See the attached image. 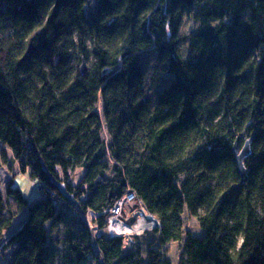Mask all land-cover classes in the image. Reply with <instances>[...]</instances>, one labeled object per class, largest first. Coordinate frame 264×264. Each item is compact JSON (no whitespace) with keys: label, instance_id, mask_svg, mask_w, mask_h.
<instances>
[{"label":"trees","instance_id":"16d2710c","mask_svg":"<svg viewBox=\"0 0 264 264\" xmlns=\"http://www.w3.org/2000/svg\"><path fill=\"white\" fill-rule=\"evenodd\" d=\"M143 52L171 78L154 102ZM8 150L44 187L33 202L12 177L0 190V261L171 264L179 243L177 264H264V0H0V170ZM127 190L159 224L144 254L105 233Z\"/></svg>","mask_w":264,"mask_h":264},{"label":"rangeland","instance_id":"374dc122","mask_svg":"<svg viewBox=\"0 0 264 264\" xmlns=\"http://www.w3.org/2000/svg\"><path fill=\"white\" fill-rule=\"evenodd\" d=\"M195 27H196V23L193 20H191L190 17L186 16L182 20V24L180 26L179 32L181 35L187 36L195 29ZM187 47H188L187 44L180 45V52L184 57L187 54ZM139 58L143 71L146 76V84H145L146 96L151 102H154L157 95H159L161 91L164 90L166 86L169 84L171 78L163 73H156L154 75L155 57L154 54H152L151 52H143L139 55ZM87 65H88L87 62L81 64V66H83L84 68H86ZM103 138H105V135H103ZM10 154L11 153L9 152V155ZM11 169H8L5 166L2 170H0L1 183L3 182L7 183L8 179L12 177L13 183L11 186L13 188L20 190V192L24 194V196L27 198L28 202H33L36 199H39L40 194L37 192V190L33 193L34 194L33 197L29 196V193L31 194V179L29 177V170L26 168V170L22 172L19 170V166L17 165L12 166ZM82 173L83 171L81 169H77V171L74 172V178H73L74 183L81 177ZM182 225H183V231L185 233H189L196 237H199L202 234V231L199 229L196 220L189 217L186 213L182 215ZM52 235L58 237V235H56L54 232L52 233ZM153 235L154 233L151 232L137 238L136 247L140 248L142 254L145 253L148 243L152 240ZM10 251H11L10 248H5L3 250V254L5 258L4 260L0 261V264H7L9 260ZM179 253H180L179 243H170L167 246V251L165 252V256L170 260L171 264H177L179 260Z\"/></svg>","mask_w":264,"mask_h":264},{"label":"built area","instance_id":"2783aa9c","mask_svg":"<svg viewBox=\"0 0 264 264\" xmlns=\"http://www.w3.org/2000/svg\"><path fill=\"white\" fill-rule=\"evenodd\" d=\"M44 187L41 181L33 180L31 189L40 191ZM90 213L85 215V222L89 231H92ZM107 213L105 233L109 238H119L121 247L131 250L136 247L137 238L159 229L156 219L148 213L141 201L133 191L127 190L126 194L118 199L111 208L102 212ZM8 237L0 242V251L7 244Z\"/></svg>","mask_w":264,"mask_h":264},{"label":"water","instance_id":"95a60500","mask_svg":"<svg viewBox=\"0 0 264 264\" xmlns=\"http://www.w3.org/2000/svg\"><path fill=\"white\" fill-rule=\"evenodd\" d=\"M80 72H84V67L81 66ZM240 137L236 138L235 142L232 146V154L235 158L237 170L240 175V184L245 185L247 182V170L244 166V160L250 155V144H251V138L246 139L242 144H240ZM50 179V178H49ZM51 185H54L58 188L60 194L62 195L63 199H65L68 203L75 205V203L72 201V198L69 197L65 190L63 185H57L52 179H50Z\"/></svg>","mask_w":264,"mask_h":264},{"label":"crops","instance_id":"0c3cea01","mask_svg":"<svg viewBox=\"0 0 264 264\" xmlns=\"http://www.w3.org/2000/svg\"><path fill=\"white\" fill-rule=\"evenodd\" d=\"M9 151V150H8ZM7 151V157H8V165L6 166L8 169H10L12 166H14V165H17L18 166V163H17V161L13 158V156H12V154H10L9 155V152ZM11 153V152H10ZM0 190L3 192V190H4V187H5V184L6 183H1L0 182ZM34 192H31V194L29 193V196L30 197H33V194ZM24 195V194H23ZM23 217H24V214L23 213H20L15 219H14V221H13V223H12V226H11V229H16L18 226H19V224H20V222L22 221V219H23Z\"/></svg>","mask_w":264,"mask_h":264},{"label":"bare ground","instance_id":"6f19581e","mask_svg":"<svg viewBox=\"0 0 264 264\" xmlns=\"http://www.w3.org/2000/svg\"><path fill=\"white\" fill-rule=\"evenodd\" d=\"M32 181H33V180H31V182H32ZM35 191H36V190H32V189H31V192H35ZM37 192H39V191H37ZM83 217H85V215H84Z\"/></svg>","mask_w":264,"mask_h":264}]
</instances>
